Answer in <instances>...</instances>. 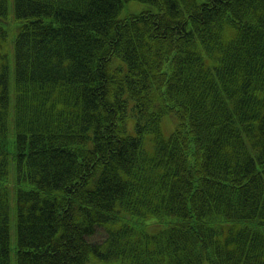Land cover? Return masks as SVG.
<instances>
[{
	"label": "trees",
	"instance_id": "trees-1",
	"mask_svg": "<svg viewBox=\"0 0 264 264\" xmlns=\"http://www.w3.org/2000/svg\"><path fill=\"white\" fill-rule=\"evenodd\" d=\"M12 3L0 264H264V0Z\"/></svg>",
	"mask_w": 264,
	"mask_h": 264
},
{
	"label": "rangeland",
	"instance_id": "rangeland-1",
	"mask_svg": "<svg viewBox=\"0 0 264 264\" xmlns=\"http://www.w3.org/2000/svg\"><path fill=\"white\" fill-rule=\"evenodd\" d=\"M147 6L144 4V3H141V2H138V1H133L129 4H127L124 9L120 12V17L121 18H124V17H127L131 14H134V13H138V12H141L142 10H144ZM13 3H12V0H11V4H10V21H12V24L13 23ZM16 35H17V32H10V34L8 33L6 38L5 39H2L0 40L1 42V46H0V53L4 56H7L8 59L9 57L12 58V56L14 55V42H15V39H16ZM9 62H11V60L9 59ZM14 95V92L12 90V96ZM174 115H170V116H167L163 119V125H162V128H163V133L165 136H169L170 133L173 132V130L175 129V126H176V120L175 118L173 117ZM132 122L129 123V128L133 131L132 129ZM152 142L149 141L148 139H146V143H145V147H146V152H150L152 150ZM15 237H16V231H15V228H13L12 230V240H13V244L15 242ZM106 237V231L104 229H99V232L98 234H96L94 236V239L97 241V242H102ZM13 264H15V254L13 253ZM86 264H122L121 262L119 263H104V262H99V261H90ZM124 264H129V263H124Z\"/></svg>",
	"mask_w": 264,
	"mask_h": 264
},
{
	"label": "bare ground",
	"instance_id": "bare-ground-1",
	"mask_svg": "<svg viewBox=\"0 0 264 264\" xmlns=\"http://www.w3.org/2000/svg\"><path fill=\"white\" fill-rule=\"evenodd\" d=\"M128 135L131 137V138H134L135 136H136V133H135V131H129L128 132ZM145 137H147L153 144H154V146H153V148H152V150L150 151V152H145V154H143V153H141V152H139L138 150H135L134 151V153H133V165H136V163L138 162V161H141V163L143 164V165H145V167H148V168H150L151 167V165H152V163L154 162L155 163V165L153 166V169L155 168H159L158 167V164H157V160H159V150H158V147H156V143L154 142V138H155V136L152 134V133H146L145 134ZM146 138V139H147ZM170 138L168 137L167 138V140H169ZM174 143V142H173ZM170 144V143H169ZM175 144V143H174ZM145 149H146V147H145ZM175 160H177V159H175ZM102 229V228H101ZM11 237H12V233H11ZM88 263V262H87ZM84 264H86V263H84Z\"/></svg>",
	"mask_w": 264,
	"mask_h": 264
}]
</instances>
